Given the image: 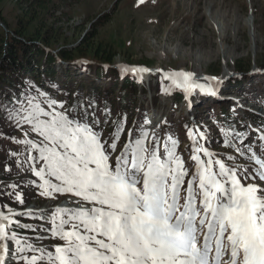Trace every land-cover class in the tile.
<instances>
[{
	"label": "snow or ice",
	"instance_id": "obj_1",
	"mask_svg": "<svg viewBox=\"0 0 264 264\" xmlns=\"http://www.w3.org/2000/svg\"><path fill=\"white\" fill-rule=\"evenodd\" d=\"M121 71L152 70L121 66ZM165 76L186 98L197 89L217 94L192 71ZM109 114L105 107L103 115ZM0 121L22 132V138H8L25 148L27 155L16 163L38 178L29 185L43 198H67L54 210L16 211L0 204V264H264V127L256 141L248 132L220 129L235 153L226 157L198 143L207 140L204 131L188 128L195 171L185 181L189 172L176 152L177 139L167 137L162 157L155 132L146 144L150 133L144 125L150 121L145 119L127 130L118 149L126 116L105 139L94 100L77 97L69 104L30 86L11 99L5 94ZM4 188L10 190L0 189V196L24 205L18 182ZM47 239L61 243L44 245Z\"/></svg>",
	"mask_w": 264,
	"mask_h": 264
},
{
	"label": "rangeland",
	"instance_id": "obj_2",
	"mask_svg": "<svg viewBox=\"0 0 264 264\" xmlns=\"http://www.w3.org/2000/svg\"><path fill=\"white\" fill-rule=\"evenodd\" d=\"M47 15H42L41 26L49 29L55 37L57 45L78 46L82 58H91V53L98 42L110 48L113 63L117 66L147 67L151 73L134 74L144 82V89L138 94V114L141 123L145 119L150 124L144 125L150 135L146 144H151V133L159 137V153L164 155V142L168 136L178 140L176 152L188 169L189 179L195 171V163L191 160L192 140L188 133L180 134L181 123L188 119L190 128L204 131L207 140H199V144L219 153L220 157L235 154L223 143L225 125L215 121L219 115L218 103L227 105V112L235 118L236 131L248 132L252 141H256L260 126H255L245 116L250 110L264 117V98L258 95L264 91V69L260 66L264 60V0H53ZM30 0H0V15L8 26L15 24L16 18L26 14ZM52 5V6H51ZM0 19V23L3 25ZM38 23L37 20L33 21ZM91 37L83 42L85 36ZM236 63L247 66L250 80L241 86L250 92V97L239 96L231 92L227 85H216L206 81L205 77L230 78ZM59 72L62 70L58 68ZM192 71L200 83L211 84L216 88V95H206L197 89L186 98V93L168 79L162 78L171 71ZM78 77L85 76L81 70L76 71ZM164 83L157 85V77ZM228 78V79H229ZM227 82V79L222 83ZM251 84V85H250ZM156 86V88L154 87ZM41 91H43L41 89ZM45 92V91H44ZM35 94V93H33ZM54 95L52 93H49ZM55 96V95H54ZM55 98H57L55 96ZM206 108V109H205ZM203 119L204 128L199 125ZM166 121L167 123H163ZM179 124V125H178ZM159 125V127H157ZM0 133V154L5 155L0 162V170L11 165L7 184L18 182L25 193L24 203L31 209H52L65 205L66 197L55 200L39 195V189L29 185V179H37L17 166L16 160L27 155L24 146L15 144L9 136L22 138V132L8 127ZM121 138L118 149L127 139V130ZM104 138L110 133L103 129ZM256 147V144H253ZM15 151L16 159L9 154ZM118 154V152H117ZM2 155V156H3ZM207 159V158H206ZM27 167V165H25ZM184 187H187L185 182ZM10 189H5L9 191ZM4 197L2 204L16 209L14 201ZM23 205V206H24ZM22 208V207H21ZM17 218V217H16ZM33 220V218H32ZM35 226L38 222L31 221ZM31 233V232H30ZM34 234L32 233V236ZM61 243L47 239L44 245ZM226 259V258H225Z\"/></svg>",
	"mask_w": 264,
	"mask_h": 264
},
{
	"label": "trees",
	"instance_id": "obj_3",
	"mask_svg": "<svg viewBox=\"0 0 264 264\" xmlns=\"http://www.w3.org/2000/svg\"><path fill=\"white\" fill-rule=\"evenodd\" d=\"M52 1L30 0L26 14L18 16L13 26H8L0 15L3 23V26L0 24V100H3L5 94L11 99L13 93L19 94L33 86L54 94L58 99L67 100L69 104L74 103L77 97L81 101L94 100L102 128L110 135L125 116V128L130 126L134 129L137 123H141L138 114V94L145 88L144 82L137 80L132 73L122 72L113 67V51L105 45L101 46L100 42L94 45L91 58L86 60L82 58L81 50H77L78 46L57 45L55 37L49 34V29H43L40 20L42 15H47L49 12V5L54 4ZM34 20L38 23L34 24ZM91 36V33L85 36L82 43ZM235 65L233 75L221 86L225 84L230 93H238L243 98H249L250 92L241 86L250 80L247 66L238 63ZM260 66L264 69V60ZM58 68L62 70L59 72ZM78 70H81L85 76L78 77L76 72ZM162 83H164L163 79L158 76L157 85ZM258 95L264 98V91L259 92ZM214 105L219 109V115L215 118L216 123L235 129L238 124L227 112V105L223 102ZM105 107L110 109L109 117L103 115ZM245 116L254 125L264 127L262 115L246 110ZM105 119L109 120L107 124L103 123ZM198 123L205 129L202 118H199ZM190 125V120H184L179 125V133L187 132ZM8 127L6 123L0 121V133L6 132L7 129L10 131ZM2 155L0 154V162L2 157H6ZM202 158L206 160V157ZM11 178L9 172L0 170V189L5 191L4 186ZM23 195L26 202L24 192ZM3 199L4 197L0 196V204ZM12 204L16 205L14 202ZM21 207L24 208L25 205ZM16 219L22 223L33 221L30 217ZM17 231L22 230L17 229ZM24 234L32 236L30 232Z\"/></svg>",
	"mask_w": 264,
	"mask_h": 264
},
{
	"label": "bare ground",
	"instance_id": "obj_4",
	"mask_svg": "<svg viewBox=\"0 0 264 264\" xmlns=\"http://www.w3.org/2000/svg\"><path fill=\"white\" fill-rule=\"evenodd\" d=\"M145 75V74H142V76Z\"/></svg>",
	"mask_w": 264,
	"mask_h": 264
},
{
	"label": "water",
	"instance_id": "obj_5",
	"mask_svg": "<svg viewBox=\"0 0 264 264\" xmlns=\"http://www.w3.org/2000/svg\"><path fill=\"white\" fill-rule=\"evenodd\" d=\"M1 24V23H0ZM2 25V24H1ZM3 26V25H2Z\"/></svg>",
	"mask_w": 264,
	"mask_h": 264
},
{
	"label": "built area",
	"instance_id": "obj_6",
	"mask_svg": "<svg viewBox=\"0 0 264 264\" xmlns=\"http://www.w3.org/2000/svg\"><path fill=\"white\" fill-rule=\"evenodd\" d=\"M66 201V200H65Z\"/></svg>",
	"mask_w": 264,
	"mask_h": 264
}]
</instances>
